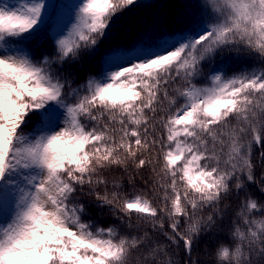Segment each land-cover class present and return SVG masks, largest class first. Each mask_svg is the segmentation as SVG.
Masks as SVG:
<instances>
[{
    "label": "snow or ice",
    "instance_id": "1",
    "mask_svg": "<svg viewBox=\"0 0 264 264\" xmlns=\"http://www.w3.org/2000/svg\"><path fill=\"white\" fill-rule=\"evenodd\" d=\"M198 4V24L152 46L162 21L109 43L138 0H76L40 55L46 0H0V264H175L170 250L190 256L241 196L214 264H264V202L248 191L264 194V0ZM84 52L98 73L73 87L64 66ZM224 52L261 66L203 70ZM130 168L128 193L115 174ZM82 198L119 224L85 219Z\"/></svg>",
    "mask_w": 264,
    "mask_h": 264
},
{
    "label": "trees",
    "instance_id": "2",
    "mask_svg": "<svg viewBox=\"0 0 264 264\" xmlns=\"http://www.w3.org/2000/svg\"><path fill=\"white\" fill-rule=\"evenodd\" d=\"M70 0H53L51 3L50 13L46 18L44 32L41 34L36 47L40 50V55H49L54 52V40L56 32L53 30L56 22L61 19L67 12L75 17L74 8L70 7ZM140 7L126 18L121 25L119 31L114 32V39L109 43H124L133 38L135 32L151 21H162L165 27L161 30H153L149 37L145 39L147 45H156L164 40L179 39L180 29L192 28L198 24L201 19L198 0H138ZM51 38L52 43L48 41ZM43 45V47H41ZM259 63L253 59L242 57L237 58L235 53L224 52L218 54L210 63L203 67L205 72L219 70L228 76L242 72L250 71L255 67H260ZM98 68L96 60L92 59L87 52L81 53L80 57L64 66V74L73 82L76 87L86 81L90 75H96ZM159 165H157V168ZM257 179L260 178L261 172H264L259 164L255 169ZM123 183L124 191L131 193L133 191L132 184L129 180L135 175L130 168L128 173L117 172L115 174ZM158 179L151 174L150 169L144 170L141 175H137L134 181L136 190H150L152 187L151 180ZM258 201L264 202V194L260 193L258 187L252 185L248 188ZM149 194H152L149 191ZM85 199L88 204V214L85 219H90L98 226L107 227L112 224H119L116 217L109 213L107 208L99 209L94 205L91 198ZM243 196L239 198L242 200ZM239 200L232 197L226 203L227 215L223 221H218L216 228L211 232L203 233L194 243L193 250L188 256L182 249H171V259L175 264H214V252L219 243L229 238V229L231 222L235 220V213L238 210ZM223 207V205H222ZM163 240V237H160Z\"/></svg>",
    "mask_w": 264,
    "mask_h": 264
},
{
    "label": "rangeland",
    "instance_id": "3",
    "mask_svg": "<svg viewBox=\"0 0 264 264\" xmlns=\"http://www.w3.org/2000/svg\"><path fill=\"white\" fill-rule=\"evenodd\" d=\"M9 2L12 3V4H16V3L19 2V0H9ZM46 2L48 3V8H47V11L45 13V18L49 14L50 4H51L52 0H46ZM75 2H76V0H70V5H71L72 8H75ZM68 17H72L70 13H67L66 15H64L63 18H62V20H59L57 22V24L54 27L56 33H58L59 31H61L62 29H65V27L67 25L70 26V24L75 21V18H71L69 21H66V19ZM173 40H176V39H172L171 41H173Z\"/></svg>",
    "mask_w": 264,
    "mask_h": 264
}]
</instances>
